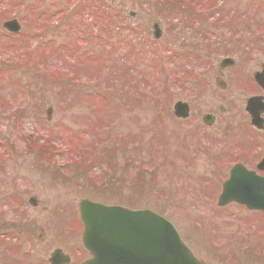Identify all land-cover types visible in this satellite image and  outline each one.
Wrapping results in <instances>:
<instances>
[{
  "label": "rangeland",
  "instance_id": "obj_1",
  "mask_svg": "<svg viewBox=\"0 0 264 264\" xmlns=\"http://www.w3.org/2000/svg\"><path fill=\"white\" fill-rule=\"evenodd\" d=\"M28 1L31 2L28 5L36 6L33 0L0 2V101L6 105H0V264H48L55 249L69 255L72 264L85 261L88 254L82 247L83 227L79 218V203L84 199L158 213L176 226L184 242L207 264H264V245L258 243L255 235L251 240L242 237L248 231L264 232V216L248 214L235 205L218 207L221 187L218 183V189L215 188V177L219 175L213 166H206L208 161L197 152L202 149L191 145L202 139L203 130L193 123L195 127H189L188 121L174 117L173 106L178 101L199 106L201 99L193 97L202 90V80L198 84L192 82L188 88L179 83L178 89H184L181 95L165 91L161 106L153 104L154 99L149 98L142 100L141 105L136 102L138 97L133 95L131 99L129 93L120 90L126 86L120 77L127 71L123 50L127 45L124 43L117 51H110L109 46L103 49L104 42L93 44L97 53L104 50L103 56L109 57L112 68L108 80H104L106 84L102 85L104 89L72 86L64 77L56 81L43 80L22 67L16 68L12 62L23 60L27 52L33 51L34 40L26 35L28 40L25 41L24 35L34 23L23 24L21 19L26 15L21 13L26 5L24 2ZM87 1L80 0L78 6L86 11L71 16L65 23L75 29L74 37L83 33L95 36L92 27L97 23H89L94 8L89 9L95 3ZM108 1L117 7L125 6L123 14L119 15L125 19L111 20L117 23L124 20L139 34L141 55L135 64L140 69V84H154L159 76H164V70L160 74L154 70L159 59L162 66L179 70L178 73L186 76L201 77V72L208 70L202 77L206 89L201 98L207 96L209 89L215 91L219 61L211 55L224 54L229 49L219 27H204L199 24L202 17L189 12L186 16L180 6L173 8L172 2L178 4L180 0ZM194 1L204 7L218 2ZM67 2L46 0L31 18L42 10L52 15L56 9L69 7L71 3ZM226 6L227 10L236 13L234 19H230L234 23L229 22L224 27L225 35L234 34L239 40L248 42L247 35L253 38L264 32V0H229ZM130 11L135 13V20L129 18ZM12 18H17L25 29L20 38L2 35L3 23ZM176 19L183 22L177 24ZM155 23L163 32L157 42L152 36ZM106 24H111L110 18ZM259 39L262 43L253 40L250 47L255 52L264 48V34ZM156 48L159 51L155 54ZM88 49L91 51V47ZM84 57L76 61L75 68L78 73L90 77L92 67L84 69L80 66L81 60L92 66L93 58ZM120 60H123V66H120ZM93 61H100V58ZM56 62L64 71L73 70L64 59ZM131 69L128 68L129 74ZM132 79L134 75L130 76ZM105 85L114 88L111 94H105L108 91ZM157 100H160L158 96ZM128 103L134 104L131 111L126 110ZM48 110L51 111L50 119ZM116 115L120 116V124L115 129L114 136L118 140L115 139L114 146L120 144L121 148L113 151L114 146L108 145L106 150L111 149L110 153L101 152L81 165L71 161L68 155H59L52 161L53 155L44 152L42 141L36 135L37 132L40 136L44 133L59 143L74 146L86 134H94L95 127L106 125L105 119L111 122ZM59 133L64 135V142L57 136ZM146 169L149 172L144 171ZM218 173L225 175L222 171ZM173 179L179 181L181 188ZM207 181L211 182L209 186L205 185ZM30 198L37 199V207L29 205ZM7 210L8 217L3 213ZM195 223L202 228L198 230ZM6 242L11 246L8 249ZM249 242L256 248L253 253L249 252L251 247L245 250L250 246Z\"/></svg>",
  "mask_w": 264,
  "mask_h": 264
},
{
  "label": "flooded vegetation",
  "instance_id": "obj_2",
  "mask_svg": "<svg viewBox=\"0 0 264 264\" xmlns=\"http://www.w3.org/2000/svg\"><path fill=\"white\" fill-rule=\"evenodd\" d=\"M217 1V4L221 3V0ZM235 13L227 10V6H202V25L219 27L222 38L228 41L226 46L229 49L227 53L211 55L219 61L216 67L215 91L209 89L207 96L201 98L203 89H206L205 79L202 78V90L193 97L201 99L199 106L186 102L191 114L185 121L189 122V127L194 128L193 125L196 124L203 130L202 139L192 142L191 145L202 149L197 152L204 161H208L206 166H213L219 175L215 177V188L218 189V183L221 187L218 197L236 166H241L264 180V48L258 49L259 52L250 48L253 40L262 43L259 37L264 32L253 38L247 35L245 39L248 42L239 40L234 34L225 35L224 27L229 22L234 23L230 19H234ZM228 28L230 29L229 26ZM207 72L209 71L205 70L202 77ZM258 75L261 77L260 81ZM231 205L242 207L238 202ZM242 209L248 214L264 216L261 211Z\"/></svg>",
  "mask_w": 264,
  "mask_h": 264
},
{
  "label": "water",
  "instance_id": "obj_3",
  "mask_svg": "<svg viewBox=\"0 0 264 264\" xmlns=\"http://www.w3.org/2000/svg\"><path fill=\"white\" fill-rule=\"evenodd\" d=\"M4 27L10 32L20 30L16 21ZM155 29V36L159 37L157 26ZM176 113L186 117L185 105L178 104ZM248 174L244 178L239 173L237 177L241 178L237 182L231 180L226 184L220 206L237 200L247 203L249 208L264 209L261 192L264 187H249ZM251 199L254 201L250 202ZM80 217L85 225L83 243L94 255L85 264H201L183 244L173 225L150 211H131L84 200L80 203ZM50 263L68 264L69 260L61 251H56Z\"/></svg>",
  "mask_w": 264,
  "mask_h": 264
},
{
  "label": "trees",
  "instance_id": "obj_4",
  "mask_svg": "<svg viewBox=\"0 0 264 264\" xmlns=\"http://www.w3.org/2000/svg\"><path fill=\"white\" fill-rule=\"evenodd\" d=\"M45 1H46V0H35L36 6H35L34 8L31 9L32 12L35 13V11H36V7H38V6H40V5H43ZM93 14H94L95 19H97V12H94ZM42 18H44V16H42ZM38 21H41V19L38 20Z\"/></svg>",
  "mask_w": 264,
  "mask_h": 264
}]
</instances>
